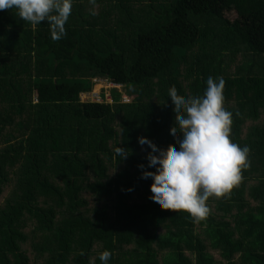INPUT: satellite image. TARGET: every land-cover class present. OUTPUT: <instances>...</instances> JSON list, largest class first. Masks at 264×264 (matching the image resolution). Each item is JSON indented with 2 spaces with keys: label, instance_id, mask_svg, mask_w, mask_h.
I'll use <instances>...</instances> for the list:
<instances>
[{
  "label": "trees",
  "instance_id": "16d2710c",
  "mask_svg": "<svg viewBox=\"0 0 264 264\" xmlns=\"http://www.w3.org/2000/svg\"><path fill=\"white\" fill-rule=\"evenodd\" d=\"M145 1L96 0L93 16L73 0L59 41L0 11V264H101L104 250L109 264H264V0ZM207 18L226 31L219 50ZM209 76L251 167L197 221L155 205L138 139L178 148L168 90L202 96ZM94 79L138 96L81 102Z\"/></svg>",
  "mask_w": 264,
  "mask_h": 264
},
{
  "label": "clouds",
  "instance_id": "9594fccd",
  "mask_svg": "<svg viewBox=\"0 0 264 264\" xmlns=\"http://www.w3.org/2000/svg\"><path fill=\"white\" fill-rule=\"evenodd\" d=\"M90 3V14L95 16L96 0ZM72 7L73 0H0V11L15 9L21 20L33 26L47 23L53 41L66 36ZM206 85L202 96L188 98L182 97L175 86L168 90L176 115L171 136L178 148L162 151L146 137L138 139L150 150L146 159L152 171L144 170L143 164L138 167L142 179L151 178L155 205L166 211L185 212L197 221L210 215L209 198L225 197L241 182L242 170L251 167V149L231 139L233 113L225 108L224 79L209 76ZM115 152L120 159L128 158L126 148L118 146ZM111 257L109 250L99 254L101 264H109Z\"/></svg>",
  "mask_w": 264,
  "mask_h": 264
},
{
  "label": "rangeland",
  "instance_id": "374dc122",
  "mask_svg": "<svg viewBox=\"0 0 264 264\" xmlns=\"http://www.w3.org/2000/svg\"><path fill=\"white\" fill-rule=\"evenodd\" d=\"M138 4L146 3L145 0H137ZM203 29L208 30L206 34V43L214 45V50L221 49L223 45V38L226 37V31L219 25L217 21L207 18L205 23H201ZM210 28H214L212 31ZM230 54V52H226ZM253 53H244V57H253ZM242 57V56H241ZM260 61L259 58H257ZM93 88L90 92H85L80 95L81 102H95V103H114V101L123 100L124 102H133L137 98L135 90L121 85H115L107 80H92ZM98 99V100H97Z\"/></svg>",
  "mask_w": 264,
  "mask_h": 264
},
{
  "label": "built area",
  "instance_id": "2783aa9c",
  "mask_svg": "<svg viewBox=\"0 0 264 264\" xmlns=\"http://www.w3.org/2000/svg\"><path fill=\"white\" fill-rule=\"evenodd\" d=\"M98 100V99H97Z\"/></svg>",
  "mask_w": 264,
  "mask_h": 264
}]
</instances>
